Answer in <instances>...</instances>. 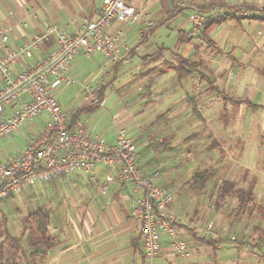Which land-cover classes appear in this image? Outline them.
Returning <instances> with one entry per match:
<instances>
[{"label": "crops", "instance_id": "0c3cea01", "mask_svg": "<svg viewBox=\"0 0 264 264\" xmlns=\"http://www.w3.org/2000/svg\"><path fill=\"white\" fill-rule=\"evenodd\" d=\"M213 1L216 0H204L203 2L208 5L213 3ZM220 1L229 3V7L234 5L232 7L237 8L238 5L257 3L259 0ZM102 4L103 0H0V30H7L10 34V39L7 43L8 46L18 48L24 41L32 39L36 33L44 31L48 23L56 24L68 32L76 31L78 27L86 22L99 18ZM135 5L138 7H144L146 15L143 19H136L129 23L144 21L147 24V29L156 26L157 23H164L169 19L175 18L178 13L185 10H180L181 7L178 6L177 0H144L140 4L136 3ZM229 10H231V8ZM251 12L252 15L255 13L253 10H251ZM252 15H249L248 17H254ZM116 20L117 19L113 20L111 27H109L106 32L110 34L116 30L123 31L120 43L123 41L128 43L130 60L123 61L119 64L112 63L99 51L86 54L81 50L69 66L67 70L68 74L71 76H78L79 73H82L84 66L80 62H83V59L87 58L86 60H88V62H90L95 68L94 75L97 81L96 85L100 87L105 86V99L107 88L117 80L120 73H123V76H125V80L121 85L124 94L132 91H140L136 90L138 86L141 85L140 81H142L143 85V81L147 79V81L152 80V83L149 85V93L155 98V100H158L156 96L162 94V91L157 88L153 91V88H155V80L171 78L170 84H168L169 87H162L160 89L164 90L168 88L165 92H167V94L169 93V99L173 97L174 100H171V104L168 105L165 102L166 109H155L157 110L153 111L155 119L158 121L173 119V124H183V122H187V128L190 127L192 130L188 131V133H190L185 137V140L191 142L192 145L196 143L195 141L199 134V130L196 129L205 128L206 132L208 131L210 133L211 143L214 139H217L219 142V146L213 150L209 149V145L211 144L209 143L206 148L209 152L208 154H211L212 151L216 149L218 150L219 148V161L221 163L228 161L230 152L238 151V149H235V145L231 143L233 140H236L231 134H241L243 132L242 129H246L247 123H249L246 121L248 116L251 118L250 129L252 133H255V130H257L259 115H264V111L261 110V108H264V103L261 98H259L260 89L258 87L255 88L252 84L249 85V88L247 89L246 84H244L246 78H243L242 75H245L244 72L247 70V62L245 60H238L233 53L229 54L225 52L220 41L213 36L212 37L216 40L218 47L215 50L211 47L214 55L209 54L207 51L210 48L209 43L206 41L201 31L193 37L189 36L191 23L188 14L187 28L179 29L180 38L185 42L184 47L180 51H177L174 55H170L166 58V54L164 53L166 46H159L155 50L157 51L160 48L163 49L159 56L153 60H146L145 55L150 53L143 54L139 63L129 70V68L125 67L132 63L139 46L131 47L127 34L124 32L123 28L115 26ZM139 31L143 34L145 28L141 27ZM206 43L208 45H205ZM56 46L57 34L54 33L48 39L42 41L39 47L35 49L33 56L22 57L18 63L14 64L12 67L13 73L19 72L38 59H43L48 52ZM255 56L257 57V55ZM180 57L187 58L196 63L198 70L188 76L179 77L177 66ZM236 67H238L240 71L239 74L235 76L234 71ZM263 67L264 63L256 68L264 78V74L260 71ZM103 71L105 72L102 73ZM210 71L214 78L209 74ZM142 77H144V79ZM206 81L209 83L208 85H206ZM212 85H217L223 90V92L228 93L230 96L234 97V99H238L239 101L226 100L222 92L212 90ZM227 87L238 90V96L231 94L227 90ZM142 88L145 90L146 85L145 87L142 86ZM152 92H154L155 95H153ZM82 93H84V100L78 109L69 110L63 104L62 105L68 111L69 119L72 124H74L77 119L82 118L87 121L88 132L92 135H97L98 133L90 129L88 124L89 121L84 117L85 111L95 108L88 103L85 97L84 85ZM212 93L217 94L219 104L216 108L219 109L218 111L220 112L218 115L214 116V118L217 116L222 117L225 121L223 124L226 125L224 128L229 127L230 125V120H226L228 119L227 113L234 109L237 110V115L240 118V121L242 120V124H244L241 128L234 127L231 129L230 127L229 130L225 129V132L223 133L225 134L223 141L217 137V132L211 129L210 120L206 118L202 111V107L200 106L205 105V107L208 106L209 108L214 106L212 105V100L215 99L216 95L211 96ZM23 98H27V95H23ZM221 98L223 99V105L220 101ZM230 103L232 106L228 107V104ZM10 112L11 107L7 109L6 115H9ZM73 116H77V118H74ZM194 118L199 119L200 123L194 125ZM48 119L49 114L47 113V115H44L42 112L40 115L25 124L26 126L28 125L27 127L30 132V138L41 132ZM139 124L145 130L141 121ZM219 127L222 128V126H218L217 129H219ZM117 133L111 134L105 139L110 143H114L116 141ZM194 134H196V136L192 137L191 135ZM129 136L132 137L131 135ZM30 138L28 137L27 139L29 140ZM132 138L135 140L134 137ZM228 141H230V143ZM166 142L169 144L171 139H166ZM26 143L21 146L16 153H11L6 156L5 159L0 161H6L10 157L19 154L25 148ZM227 143L229 144L230 149L227 148ZM187 149V156H191L192 159H194L195 156H197V153L195 154L194 150L189 146ZM197 151H200L199 153L202 154V157L198 159V161L200 160L201 163H205L204 165H206L208 160H212L209 155L205 157L204 151ZM238 152H241V149ZM245 152L251 153L252 146L244 147L241 153ZM138 153L139 163L145 172L147 174L159 172L155 179L157 177H162L158 168H152L153 160L147 161L146 165H144L142 160L143 152H140L139 148ZM250 156L258 158L256 155H253V153L250 154ZM198 157L199 155L196 159ZM117 171L118 167L115 164L107 167L104 163H99L96 166L97 178L102 182L108 179L110 173L117 175ZM195 172L196 171L193 173ZM39 182L48 187L46 189L47 192L48 190H51V187L58 188L56 194L49 193L47 195L46 204L43 205L50 209L52 220L50 232L58 240V244L49 249L46 258L44 259V264H149L147 263L148 259L151 260L150 264H156L153 263L156 258H168V254L171 252L178 254L170 247L169 236L164 234L163 249L153 258L146 255L143 250L141 226L132 215V207L134 206L137 193L133 190L131 184L123 183L117 179L110 184L107 192H101L97 183L82 169H79L74 173L55 175L48 181H37L33 185H27L30 186L31 193L34 190V186ZM193 192L195 194L194 188ZM20 193L21 192H17L10 196H15ZM4 199L0 201V204ZM24 205L25 208L28 206L30 212L37 209L32 208L31 204L28 205L25 203ZM172 208L175 209L174 203ZM28 213L26 211L24 216ZM24 216H22L21 219L22 223ZM182 224H185L183 218L182 222L179 223V227L186 238V235L188 234L186 228ZM194 225L191 226L192 229ZM21 229L23 231V224ZM218 231L220 233L219 235L207 233L204 230L199 231L198 234L202 236H213L214 238L221 237V241L218 243V246H220L221 242H223L222 236L224 233L222 234V231ZM1 233H4L3 228L0 229V245L4 239V237L1 236ZM16 235L19 234L17 233ZM188 236L190 239H196L198 241V250H200V244H203L204 241L196 237L193 232ZM230 240L237 241L238 239L235 235H232ZM188 242L190 246L191 242L189 240Z\"/></svg>", "mask_w": 264, "mask_h": 264}, {"label": "rangeland", "instance_id": "374dc122", "mask_svg": "<svg viewBox=\"0 0 264 264\" xmlns=\"http://www.w3.org/2000/svg\"><path fill=\"white\" fill-rule=\"evenodd\" d=\"M143 1L134 0L131 3L140 4ZM188 14V10L185 9L178 13L175 18L169 19L164 23H157L156 26L149 29H147V24L144 21L129 23L116 20L115 26L123 28L131 47L139 46L132 63L125 68L131 70L139 63L143 54L151 53L162 45L166 46L164 52L166 58L180 51L184 47L185 42L180 38L179 29L187 28ZM141 27L145 28L143 34L139 31ZM211 34L220 41L225 52L233 53L238 60L247 62V70L244 72L246 76L242 75L243 78H246L244 84H246L247 89L251 84L255 88L258 87L260 89L259 98L264 103V78L256 68L264 63V18L242 17L240 20L229 19L213 27ZM205 45L208 44L206 43ZM207 51L209 54L214 53L211 48ZM86 59L80 62L84 66V70L78 76H73L76 78L73 84H62L55 89L57 99L69 110H76L82 105L84 100L82 89L85 83L97 84L94 75L95 68ZM238 67L235 68V76L239 74L240 70ZM209 74L214 78L211 71ZM123 75V73H120L117 80L115 79L116 81L107 88L104 105L96 106L84 112V117L89 121L90 129L107 138L109 135L117 133L121 126H125L128 129V134L135 138L140 152H143V164L146 165L147 161L153 160L152 168H158L162 176L157 177L155 180L158 184L166 186L173 192L175 209L185 222L182 225L186 228L187 234L194 232L191 228L192 225L204 226L211 221L215 226V230H220L222 234L224 233L222 236L223 242H221L220 246L215 247L213 244L203 242V244H200V250H198V241L190 239L186 235V238L191 242L188 256H181L171 252L168 254V258H156L153 263L264 264V115H259L257 130H255L256 136L250 129L251 118L249 116L246 118V121L249 122L246 129L243 128L241 134H231L236 139L231 142L235 145V149H238V151L241 149L242 152L244 147L252 146V152H230L229 160L221 163L219 161V148L218 150L210 151L211 154H208L209 152L206 148L211 143V136L208 131L206 132L205 128L196 129L199 130V134L196 141L194 140L196 143L192 145L191 142L185 140V137L190 133L188 131L192 130L190 127V129L187 128V122L173 124V119L162 121L155 119L153 111H157L160 108L166 109L165 102L168 105L171 104V100H174L173 97L168 98L169 93L165 92L168 88L160 89L169 87L168 84H170L171 78L155 80L153 91L156 88L162 91V94L156 96L158 100H155L149 93V85L152 80L147 81V79L143 81V85L142 81H140L143 87L146 85L145 90L140 85L136 89L140 91L124 94L121 86L125 80ZM142 78L144 79V77ZM208 84L206 81V85ZM227 90L231 94L238 96V90L231 87H227ZM152 94L155 95L154 92ZM212 95H216L215 99L212 100V105H214L212 108L205 107V105L200 106L206 118L210 120L211 129L217 132V137L223 141L225 129L229 130L230 127L231 129L234 127L241 128L244 124H242V120L240 121L237 110L234 109L227 113L228 119L226 120H230V125L224 128L226 125L223 124L225 122L223 118L218 116L214 118L220 112L216 108L219 104L217 94L212 93ZM220 101L223 105L222 98ZM230 106H232L231 103L228 104V107ZM261 110L264 111V108H261ZM43 114L47 115L46 112H43ZM140 121L145 130L140 126ZM193 121L194 125L200 123L197 118H194ZM27 126H22L19 130L17 129L0 139V160L5 159L11 153H16L27 142V138H30ZM218 126H222V128L219 127L217 129ZM165 138L171 139V142L168 144ZM228 142L230 143V141ZM188 146L194 150L195 154L197 153V156L199 155L197 159V156L194 159L191 156H187ZM227 148L230 149L228 143ZM197 150L204 151L205 157L209 155L212 160H208L206 165H204L205 163L198 161L202 154ZM252 153L258 158L250 156ZM204 168L211 169L214 176L209 181L204 193L198 196L194 194L189 179L194 171ZM254 176H257L258 184L254 198L250 202L242 206L235 196H228L220 205L217 204L215 195L217 186L222 180L235 179L239 186L247 187ZM165 182L169 184L167 185ZM47 188L39 182L34 186L32 193L30 186H27L20 194L4 199L0 204V229L3 228L4 233L9 231L12 234L18 233L20 235L23 224L21 222L22 216H24L26 211L27 213L30 212L28 206L25 208L24 204H31L34 209L46 204L47 195L49 193L56 194L58 191L56 187H49L51 190L47 192ZM4 233H1L2 237H4ZM232 235H235L238 240L231 241ZM147 263L150 264L151 260L148 259Z\"/></svg>", "mask_w": 264, "mask_h": 264}, {"label": "built area", "instance_id": "2783aa9c", "mask_svg": "<svg viewBox=\"0 0 264 264\" xmlns=\"http://www.w3.org/2000/svg\"><path fill=\"white\" fill-rule=\"evenodd\" d=\"M132 1L103 0L98 19L86 22L74 32L48 23L44 31L36 33L18 48L8 46L10 34L7 30H0V139L42 112L49 114L41 132L31 137L19 154L0 161V201L23 191L27 185L79 169L89 174L101 192H107L110 184L119 179L131 184L137 193L132 215L141 226L146 255L153 258L158 254L163 249V236L167 234L170 247L176 253L188 256L189 242L179 227L182 217L172 208L174 194L156 182L159 172L147 174L141 167L136 142L129 136L127 128L120 127L114 143L108 142L104 136L92 135L88 132L86 120L80 118L71 123L68 111L55 95L59 85H70L76 81L67 70L81 50L86 54L99 51L112 63L130 60L128 43H120L123 31L116 30L110 34L106 31L115 19L131 22L145 17L144 7H138ZM203 1L177 0L178 6L189 12L191 37L202 30L210 15L227 11L240 16L252 14L247 8L229 7L225 1L216 0L208 5ZM248 5H255L260 17L264 18V0ZM54 33L57 34L55 48L43 59L13 73L14 64L22 57L33 56L42 41ZM84 91L90 105L105 104L100 86L85 83ZM25 94L27 98H23ZM9 107L11 112L6 115ZM99 163L107 167L117 165V175L110 173L106 181H99L96 175ZM193 230L220 234L212 221L204 226L195 224Z\"/></svg>", "mask_w": 264, "mask_h": 264}, {"label": "trees", "instance_id": "16d2710c", "mask_svg": "<svg viewBox=\"0 0 264 264\" xmlns=\"http://www.w3.org/2000/svg\"><path fill=\"white\" fill-rule=\"evenodd\" d=\"M237 8H247L255 11L252 15L254 17H260L258 14V8L255 5H238ZM184 8H180L182 10ZM257 12V13H256ZM249 15L240 16L236 13L227 11L219 15H210L201 30L202 35L208 41L209 47L214 50L218 45L216 40L212 37L211 31L213 27L222 24L229 19H238L242 17H248ZM162 48L157 51L145 55L146 60H153L161 54ZM123 61L117 62V64ZM179 77L188 76L198 70L196 63L191 60L180 57L179 64L177 66ZM264 74V67L260 69ZM212 90L222 92L226 100L239 101L234 99L228 93L223 92L217 85L211 86ZM101 95L105 98V86L101 87ZM97 105H92L96 107ZM77 118V116H73ZM195 137L196 134L191 135ZM191 137V138H192ZM219 146L217 139H214L209 145V149L213 150ZM214 173L211 169L205 168L193 173L190 179V183L194 188L195 194L200 196L204 193L209 185V181L213 178ZM258 184V178L253 177L247 187L239 186L235 179H224L217 186L215 200L218 205L224 202L228 196H235L239 203L243 206L250 202L254 198L256 186ZM51 213L47 207H39L34 211L29 212L23 217V231L21 235L12 234L7 231L4 233V239L0 245V264H44L50 248L58 244V240L50 232L51 226ZM196 237L203 240L205 243L213 244L215 247L221 241V238H214L213 236H202L198 232H193Z\"/></svg>", "mask_w": 264, "mask_h": 264}]
</instances>
